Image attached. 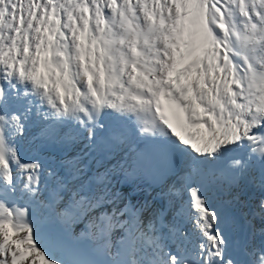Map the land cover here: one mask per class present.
Here are the masks:
<instances>
[{
    "label": "snow or ice",
    "instance_id": "1",
    "mask_svg": "<svg viewBox=\"0 0 264 264\" xmlns=\"http://www.w3.org/2000/svg\"><path fill=\"white\" fill-rule=\"evenodd\" d=\"M0 264H264V0H0Z\"/></svg>",
    "mask_w": 264,
    "mask_h": 264
},
{
    "label": "bare ground",
    "instance_id": "2",
    "mask_svg": "<svg viewBox=\"0 0 264 264\" xmlns=\"http://www.w3.org/2000/svg\"><path fill=\"white\" fill-rule=\"evenodd\" d=\"M24 150H29L30 151V153H32L33 152V150L30 148V146H28V145H25L24 146ZM30 153H28L27 155H29ZM36 154V153H35ZM34 154V155H35ZM58 155V153H55V152H53V155L51 156V157H47V158H49V159H52L53 161H55V158H56V156ZM182 168V167H181ZM181 171V170H180ZM179 171V172H180ZM180 178V176L179 175H177L176 176V179H179ZM174 182V181H173ZM19 203H21V204H23L24 202L23 201H20Z\"/></svg>",
    "mask_w": 264,
    "mask_h": 264
},
{
    "label": "rangeland",
    "instance_id": "3",
    "mask_svg": "<svg viewBox=\"0 0 264 264\" xmlns=\"http://www.w3.org/2000/svg\"><path fill=\"white\" fill-rule=\"evenodd\" d=\"M23 151H24V154L27 155L28 153H30L29 150H24V146H23Z\"/></svg>",
    "mask_w": 264,
    "mask_h": 264
}]
</instances>
